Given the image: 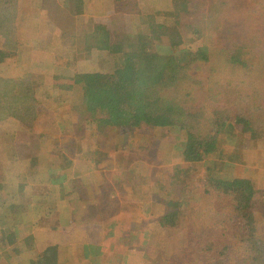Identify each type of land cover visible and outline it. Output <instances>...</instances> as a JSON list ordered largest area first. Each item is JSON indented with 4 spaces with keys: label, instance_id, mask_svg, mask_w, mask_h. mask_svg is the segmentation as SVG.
Returning <instances> with one entry per match:
<instances>
[{
    "label": "rangeland",
    "instance_id": "rangeland-1",
    "mask_svg": "<svg viewBox=\"0 0 264 264\" xmlns=\"http://www.w3.org/2000/svg\"><path fill=\"white\" fill-rule=\"evenodd\" d=\"M132 1L140 3V9L147 12L146 15L149 14L147 0ZM132 1L84 0V5H82L79 0H17L15 12L17 35L25 38L23 41H27V45H22L23 51L14 52L12 55L9 52L5 54L1 51L0 55L4 57L0 60V76L13 77L17 80L15 86L17 96L29 97V101H33V99L38 101L36 110L38 116L26 119V121L20 119L18 121L13 118L0 123V188L8 189L7 200L4 194L0 195V209L3 212L0 215V221L9 220L7 224L0 222V239L6 236L2 230L9 232L13 229L12 215H8V212L17 214L21 209L22 213V221L17 225L12 242L6 248L0 247V255L8 264H25L22 257L33 259L35 264H66V262L73 264V259H68L67 256L69 251L74 252L69 250L70 245H68L69 241L71 242L69 235L72 234V231L78 234L77 241H72V245L82 242L85 245L94 246L93 251L96 252L97 263H180L177 259H173L176 247H172V240L173 236L177 239L178 234L171 224H165L162 227L165 230L160 232L159 244L151 246L149 249L151 253L148 254L144 251L147 249H144L147 244L140 243L141 238L129 246L128 252L117 253L105 247L109 244L107 243L108 238H104L107 233L105 231L115 229V226L120 225L116 217L112 219L106 212H110L111 209L106 208L101 217H97L101 218L102 222L96 224H94L96 219L88 221L75 212L73 220L75 224L72 222L60 230V223L64 224L72 217L62 200L66 192L74 187L70 185V181L86 186V190L82 191L81 197L74 202L73 207L80 206L83 197L90 199L89 196L93 195L95 199H98L100 195L104 196V203L123 204L121 201L115 202L109 199L108 194L105 193L111 188L105 175L97 176L93 189L94 194L88 188L89 180L86 178L88 173L75 175L76 172L88 171L91 167L83 158L95 156L89 154V148L83 147L86 143V146L95 145L97 147L111 145L112 152L115 150L119 158L121 156L122 159L125 158V164H116L112 159L111 165L115 170L112 181H115L116 188H120L124 182L123 174L116 166L121 165L123 170H127L131 165L134 166V162H143L147 164L145 171L151 167L152 181L149 185L162 187L158 191H153L160 196L154 203L156 215L168 213L162 217L161 223L167 221L169 223L173 220L171 219L172 214L178 210L181 202L187 201L186 211L197 212L194 219L187 223L185 227L187 230L192 229L193 225L196 228L207 229L219 226L230 227V223H236V207L230 200L233 197L223 190L218 192L216 183L208 182L207 179L214 177L215 180L233 182L237 177L238 167H241V174L249 176L255 183L256 199L259 201L255 209L260 213L263 223L259 234L264 240V138L250 139L253 141L251 142L230 131L223 146H247L249 148L244 151L249 154L243 155V151L237 155L238 158L233 150H230L225 151V159L224 156L218 159L210 156L202 161L187 163L181 157L183 144L179 135L171 133L170 135L160 134L162 137L147 136L146 132L134 131V135H139L137 141L141 142L144 147L141 151L139 148L136 150L137 146L133 144L135 141L133 134L132 136L126 134L124 127L121 126V128L119 124H115L114 129L119 130L114 135H109L106 131L112 129L113 125L108 121L102 123L101 115L88 114L81 101L77 100L76 86L79 85V82L94 81L99 76L97 46L87 36L93 29L94 20L116 15V20L119 21L116 30L121 29L139 35L140 47L146 56V62L154 63L156 60H151L148 55L156 54L157 49L163 52L176 51L186 43H196L197 40L191 33L195 30V25H198L202 20V11L205 9L204 1L206 8L212 2L208 0H157L153 6L151 5L150 11L171 7L176 10L177 18L168 38L162 41L160 46H153L148 42V38L138 32L137 21L139 19L137 20L135 15L125 14L124 10L131 9ZM173 3L175 5L171 6ZM248 3L250 8L244 7L243 2L241 3V13L249 19L242 23H236L235 25H240L237 27L225 24L226 29L222 31L224 34L220 35V38L219 33L212 30L219 25V20L205 22L207 33L216 34L212 39L219 38L217 44L231 48L238 65L233 71L238 75L244 71L247 62L255 60L256 65L260 64V66L261 62H264V33L260 30V25L264 24V10H262L264 0L255 2L248 0ZM138 8L139 6H136V9ZM254 10H260L261 13L250 17ZM74 16L77 17V21ZM136 16L138 17V15ZM255 18L263 21H255ZM4 41L5 39L0 36V48L4 46ZM15 55H19V57L12 60ZM3 59L9 61L2 63ZM259 76H264L262 69H259ZM259 76L255 73L254 78H259ZM54 118L56 122H53ZM65 120H67L68 130H75L74 133L66 132ZM111 133L113 134L114 131ZM148 138L150 144H146ZM10 149H13L14 152L9 154L6 160L3 153L5 154ZM120 153L121 156H119ZM129 155L131 156L128 157ZM227 157L232 161L231 164H227ZM234 157L236 160H233ZM29 178L34 179L37 184H42V180L47 178L57 183L64 180L69 187L61 192L56 187L55 197L57 200L51 202L48 209L45 206L44 211H39L41 193H38V190L43 188L37 189L39 187L37 186L34 190L29 189L27 184ZM18 179L20 182L17 181ZM11 180L15 181L16 187L20 186L22 189L15 197L12 206ZM125 182L129 195L126 202H129L132 196L136 197V194L142 199H148L154 194L148 189L147 183L132 180ZM139 183L144 185L140 186ZM60 187L61 185H59ZM135 190L137 191L135 192ZM69 195L75 196L73 193H69ZM165 198H167V205L161 203V199ZM4 202L7 207L4 206ZM122 211L126 212L124 209ZM26 212L36 214L34 228L29 221L26 222L30 217L26 216ZM212 212L215 213L212 215ZM140 217L141 226L142 224L149 225L153 218L146 214ZM107 221L112 222V227L104 229L105 223L109 225ZM240 224L243 222L241 221ZM157 230L158 227H154L152 233H156ZM222 231L218 232L220 236L224 233ZM234 234L228 235L227 238L233 240ZM31 238L35 241V245L40 247L43 244L42 252L39 251V248L32 254L20 253L15 259L14 254L17 249L20 251L26 249L29 241H32ZM74 259L77 260V257ZM84 264H88V262ZM215 264L221 263L217 261Z\"/></svg>",
    "mask_w": 264,
    "mask_h": 264
},
{
    "label": "trees",
    "instance_id": "trees-1",
    "mask_svg": "<svg viewBox=\"0 0 264 264\" xmlns=\"http://www.w3.org/2000/svg\"><path fill=\"white\" fill-rule=\"evenodd\" d=\"M156 1L147 0L148 15L136 1H132L131 9L124 11L139 19L138 32L148 38L150 44L160 46L172 33L177 14L171 7L150 11ZM208 1L212 2L206 8L204 1L202 20L191 33L196 43H186L176 51L163 52L157 49L156 54L148 55L151 60H156L154 63L146 62L139 35L116 30L119 22L116 15L94 20L93 29L87 36L97 46L99 76L94 81H81L76 86L77 100L81 101L86 112L101 115L103 121H111L127 129L146 127L158 135L181 133L184 140L182 158L187 163L211 155L226 157L225 151L230 150L236 156L241 154L246 147H223L220 144L230 131L249 141L264 138V76H259V69L264 72V62H261V66L256 65L255 60L247 62L245 72L238 75L233 71L238 65L231 48L217 44L220 35L224 34L225 24L237 27L240 25L236 23L249 19L241 13L242 2L244 7L250 8L248 0ZM79 2L84 5V0ZM16 6L17 0H0V36L5 39L0 53L9 52L12 55L22 50V45H27V41L21 42L16 36ZM136 6L139 8L136 9ZM258 13L261 11L254 10L250 17ZM74 18L77 21V17ZM207 20H219V25L212 29L219 33V38L212 39L216 34L207 33ZM255 21L263 20L255 18ZM260 30L264 33V24L260 25ZM3 57L0 55V60ZM18 57L15 55L12 60ZM4 60L2 63L9 61ZM255 73L259 78H254ZM16 81L13 77L0 76V123L13 118L26 121L38 116V101L17 96ZM53 122H56L55 118ZM64 123L67 133L75 132L68 130L67 120ZM13 152L10 149L3 153L5 159ZM247 154L249 152H243V155ZM235 157L233 160H236ZM88 158L91 162L96 160L95 156ZM238 170L241 172L242 168L238 167ZM134 173L132 169L129 174ZM213 182L218 190H232L231 201L237 211L236 223H230V227H192L187 230V223L194 219L197 212H187L185 206L188 202L182 201L172 214L171 222L158 223V229L162 224H171L178 234L173 259L180 261L179 264H215L217 261L221 264H264V240L259 234L263 223L260 213L255 209L259 202L255 183L249 176L242 174L233 182L226 181L223 185L218 179ZM3 193V188H0V195ZM162 200L167 201L166 198ZM4 206L7 207L6 204ZM10 214L13 229L9 232L2 230L6 236L0 239L1 248H6L12 242L17 225L22 221L18 214L8 212ZM241 221L243 224H240ZM220 231L224 232L222 236L218 233ZM233 233L234 239H228L227 236ZM31 239L26 249H17L15 259L20 253L32 254L39 248L42 252L43 244L39 247ZM146 248L144 251L151 253V246ZM0 258V264H8L2 255ZM22 260L25 264H35L33 259L22 257Z\"/></svg>",
    "mask_w": 264,
    "mask_h": 264
},
{
    "label": "crops",
    "instance_id": "crops-1",
    "mask_svg": "<svg viewBox=\"0 0 264 264\" xmlns=\"http://www.w3.org/2000/svg\"><path fill=\"white\" fill-rule=\"evenodd\" d=\"M15 31H16V36H17L18 40H21V41L25 40V38L17 35V32H18L17 28L15 29ZM106 122L107 121H103L102 123H106ZM108 122L111 125H113V128L108 129L106 132L109 135H114L119 129H114V127L116 125L114 123L112 124L111 121H108ZM112 131H114L113 134L111 133ZM125 131L127 132L126 134H128L130 136H132V134H133L134 139H135V141H133V144H134V146H137L135 149L137 150V148H139L140 151L144 147L141 145V142L137 141V137L139 135L138 134L134 135V133H133L134 131L146 132L147 136H149V135L161 136L160 134L158 135V133H156L151 128H146V127H143L141 129H136V130L125 128ZM173 134L179 135L176 133H173ZM179 136H180V140L182 141V144H183V141H184L183 135L180 133ZM147 143L150 144L149 138H148V141H146V144ZM220 144L223 146V143H220ZM86 145H87V143L84 144L83 147L89 148L88 152H91V154H93V155L95 154L96 160L94 162H91L89 160V158H87V159L83 158V160L86 163H88V165H90L91 167L89 168L88 171L84 170L83 172H76L75 175H82L84 172H87L88 175L86 178L89 180L88 188L92 192H93V189L95 186V180H96L97 176L98 175H105L106 180L109 182V184L111 186V188L106 190L105 193L108 194L109 199H111L115 202L121 201V202H123V204L118 205V204H113V203H104V196L100 195V197L98 199H95L94 195H93V196H89L90 199H85L83 197L80 201V206L73 207L74 202L81 197L82 191L84 192L86 190V186L79 185V184H76V182L70 181V183H71L70 185H73L74 187L72 188V190L66 192V194L62 197V200H63L64 205L66 207H68V211L71 213L72 217L67 222H65L64 224L60 223L61 224L60 230L63 228V226L70 225L72 222H73V224H75L73 221L75 212L78 216H80V217L82 216V217H84V219H86L88 221H93L96 219L94 224L100 223V222H102V220H101V218H97V217H101V214L103 212H105L104 210L107 208V209H111L110 212L106 211L110 214V218L113 219L114 217H116L117 220L119 221L120 225L115 226V229L112 228V229H108L107 231H105L107 233H105L104 238H108L107 243H109L105 247H108L110 250L116 251L117 253L118 252L123 253V251L128 252L130 250L129 246H132L134 241L135 240L138 241L140 238H141L140 243H144V245L147 244L146 247L159 244L161 233L164 229V228H162L164 226V224H162L161 228H159L157 230V232L154 234L152 233V229H154V227H158V223H161L160 217L166 216L168 213L167 214H159V215H156V213H155L156 207H154V203L157 201L158 197H160V196L155 194L153 191L154 190L158 191L162 187L159 185H157V186L156 185H149V183L152 181L151 167L149 168L148 171H145L147 164L143 163V162H139V163L134 162V166L131 165V167H129L127 170H123L121 165L116 166L120 169V172L123 174V181H124L120 188H116L115 181L114 182L112 181V179H114V171H115L114 166L111 165L112 159H114L116 164H119V163L125 164L126 163L125 158L122 159L121 153L119 154V156H121V158H119L118 154H116L117 151H115V150L112 152L111 145L110 146H101V147H97L95 145H89V146H86ZM223 147H226V146H223ZM245 147L246 148H243L245 150L249 148L247 146H245ZM92 151H95L97 153H92ZM98 153H100V154H98ZM130 156L131 155H129L128 157H130ZM211 156L214 159H218V158L223 157V156H216V155H211ZM181 157H182V155H181ZM206 158L207 157H204L203 160H205ZM225 158L226 157L224 156V159ZM227 159H228L227 164H231L232 161H230V159L228 157H227ZM199 161H202V160H199ZM124 167H125V165H124ZM132 169L135 170V173L133 175H130L129 173H130V171H132ZM237 171H238L237 176L241 175V172H239V170H237ZM63 178H65V177H63ZM214 179H215L214 177H209L207 179V181L213 182ZM130 180L147 183L148 189L151 190L154 194L152 196H150L148 199H142L141 196L136 194V197L132 196L129 199V202H126L129 195L127 193V185H126L125 181H130ZM17 181L20 182L19 179ZM226 181H229V180L221 181L222 185ZM10 182H11L10 185H12V203H11V206H12L15 197L19 194L20 190H22V189L20 186H19V188L16 187L15 181L11 180ZM27 184H28V188L31 190H34L37 186H39V187H37V189L43 188V189L38 190V193H41V195L39 197V199H40L39 200V205H40L39 211H44L45 206H47V209H48L50 206V203L55 202L57 200V197H55V195L57 194L56 187H58L59 192L67 190L69 187V185L67 183H65L64 180L61 183H57L55 181L50 180L49 178L43 179L42 184H37L34 179L29 178V181L27 182ZM10 185H7V186L9 187ZM59 185H61L60 188H59ZM138 185L143 186L144 184L139 183ZM2 188L4 190L3 194L7 200L8 189H6V187H2ZM221 190H222V188H221ZM221 190H219V191H221ZM136 191L137 190H135V192ZM223 191L232 196V190L230 192H228L225 189H223ZM69 193H73V194H75V196L72 197L69 195ZM93 194H94V192H93ZM145 194H147V193H145ZM161 203L167 205V201L164 202L162 199H161ZM231 203H232V201H231ZM4 204H6V202H4ZM56 204H55V206H57ZM21 208H22V205H21ZM100 209L102 210L101 212H100ZM122 209H124V211H126V212H123ZM194 213H196V211H194L193 214ZM214 213L215 212H212V215ZM17 214L20 217V219L22 220L21 209L18 210ZM143 214H146V216L148 215V217H153V218L150 221L149 225H143L142 224V226H143L142 227L140 225L141 221L139 218H141L140 216ZM26 216H30L26 220V222L29 221L31 223L32 228H34L35 226L33 223H34V217L36 216V214L26 212ZM89 218H91V219H89ZM8 221L9 220L3 222L1 220L0 222L2 224H7ZM107 223L109 225H107L105 223L104 229H106V227L107 228L112 227L111 221H107ZM72 225H71V227H72ZM193 227L195 228L196 226L193 225ZM142 236H143V238H142ZM136 237H138V238H136ZM69 239H71V242L69 241V244H68V245H70L69 250H72L74 252L69 251L67 253V256H68V259H73V262H74L73 264H76V263L77 264H84L85 262H88V264H104L101 262H98V263L96 262L95 258H97V257H95L96 252L93 251L94 246L85 245V243H82V242H76L77 243L76 245H72V241H77V239H78L77 233L72 231V234L69 235ZM176 241H177V239L175 238V236H173L172 247H176ZM146 247L144 246V249ZM75 257H77V260L74 259ZM85 259H87V260L84 262ZM66 264H72V263L66 262Z\"/></svg>",
    "mask_w": 264,
    "mask_h": 264
}]
</instances>
